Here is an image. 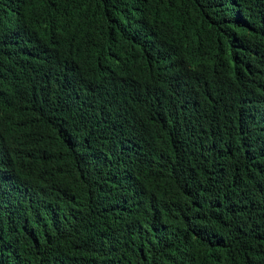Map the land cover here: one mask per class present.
I'll return each instance as SVG.
<instances>
[{"label": "trees", "instance_id": "trees-1", "mask_svg": "<svg viewBox=\"0 0 264 264\" xmlns=\"http://www.w3.org/2000/svg\"><path fill=\"white\" fill-rule=\"evenodd\" d=\"M0 264H264V0H0Z\"/></svg>", "mask_w": 264, "mask_h": 264}]
</instances>
